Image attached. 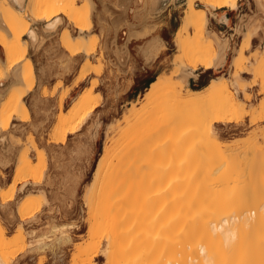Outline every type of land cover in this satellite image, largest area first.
<instances>
[{"label": "rangeland", "instance_id": "obj_1", "mask_svg": "<svg viewBox=\"0 0 264 264\" xmlns=\"http://www.w3.org/2000/svg\"><path fill=\"white\" fill-rule=\"evenodd\" d=\"M34 1L41 6L40 11H45L52 0ZM126 1L93 0L94 4L96 3V11L93 16H89L90 10L87 2L74 0L77 11L85 20L84 22H87L89 17L93 23L90 29L92 34L87 36L86 43L89 55L79 53L76 56H69V53L62 47L61 37L63 35L68 33L73 37L78 36L77 30L68 21H64L56 31L51 32L46 55L51 69L54 70L55 81L52 83V90L50 92L47 90V93L42 96L44 98L53 97L54 107L46 109V105L40 104L41 116L38 128L33 129V134L28 133L25 139L17 137L24 133V130L16 126V121H13L14 127L13 124L10 125L12 118L5 133L0 132V137L4 138H0L1 148L8 151H15L19 148L16 162L7 174L0 172V191H6L5 199L0 197V237L2 235L4 238L0 259L5 264H84L86 255L83 251L88 246H95L97 249L92 259L93 264H106L109 256L114 258V262L118 260L119 264H124L123 259L126 258L135 263L144 264L156 254L155 247L162 231L172 240H177L182 234L187 233L186 223L192 218V214L184 210V205L186 207L187 203L194 202V205L198 204L196 206L202 204L209 209L213 206L229 208L230 203L215 202L218 195L222 192L224 194V191L229 193L231 190L240 188V185L249 181L245 177L248 172L254 175L251 177L253 178L251 188L259 187L264 179V156L259 153V150L264 151V118L251 123L250 117H244L228 125L215 124L212 126V130L218 135L220 149L224 148L223 152L227 156L228 161H225V164L220 157L216 158V154L210 152L208 155L204 152L203 147L205 146L201 144L203 142L200 137L202 135H196L194 142L184 143L178 147L175 160H172V157L170 161L167 157L163 158L165 184L160 190L154 189L141 194L148 199L145 207L136 203L133 198H129L125 203L115 206L118 211L107 210L95 214L94 211L89 210L83 196L89 190V183L92 181L94 168L102 154L103 147L110 146L111 142L117 141L126 129L144 122L143 118L133 116L130 117L128 123L124 121L132 110L136 111L143 103L142 98L146 91L143 88L148 87V83L158 77H169L175 69H181L183 66L184 69L190 71L187 66L188 60L173 44L174 32L180 25L187 7V0H162L155 6L153 15L148 16L142 9V0L136 5L134 3L139 0H131L132 4L129 3L126 6L129 8L127 11H122L117 7L119 3L126 5ZM259 1L261 6L255 0H239L237 8L233 11L228 8L208 10V31L214 32L221 39L227 38L228 40V51L225 52L226 61L223 65L208 71H203L201 68L195 69L192 72L193 75L188 77L183 84L184 93L187 88L203 89L211 79L216 78L226 81L235 92L233 85L235 75L231 60L236 55V49L244 33L254 28H257V33L251 40L250 49L245 52L249 63L246 62L244 67L251 71L257 68L254 55L260 59L259 54L264 51V8H262L263 0ZM192 2L195 7H201L200 0H192ZM29 11L23 12L26 28L32 26L31 21L35 18V15ZM135 11H137V17H134ZM97 14L105 20L104 30L96 24ZM28 18L31 20L30 23H28ZM128 22L136 24L137 28L148 24L154 29L144 39L127 42ZM23 36L20 39H23ZM153 36L160 39L163 48H160L154 57L146 58L144 49ZM211 36L208 33L206 38L212 39ZM28 50L29 44L27 43L21 66L24 76L30 80L27 63ZM174 58H178L177 62H173ZM258 70V77H254L252 73H237L238 92L236 96L248 110L255 109L260 112L262 110L260 107L264 102V66L259 67ZM8 73L0 68V85L4 84V79H8ZM199 73L201 75L197 77ZM82 74L84 78L78 81ZM177 76L172 77L173 82H179ZM131 83H134V86L127 92L128 85ZM8 85L9 83L3 88L0 86V92L3 93V96H0V119L10 117L12 108H19L20 100L17 98L19 91L12 90L8 93ZM87 91L93 93L95 110L78 126L75 133L66 136L64 142H55L53 131L59 113L66 112L76 98L82 93H88ZM245 97L249 99L246 100ZM23 101L28 107L25 99ZM188 113L191 114V111L189 110ZM190 117H193V114ZM20 120L30 123V113L28 116L21 114ZM159 126L169 130V137L172 140L176 138L175 136L189 133L197 128L191 120L176 121L171 117L163 119ZM262 128L263 133L260 134L259 130ZM151 131L133 136V144L143 142ZM253 133L258 135L254 140L257 142H253V146L251 144L249 147L240 148L231 160L227 147L235 144L236 141L251 137ZM244 151L248 153L245 154ZM192 152L195 154H191ZM197 152L200 153L199 157ZM193 157H197L195 160L197 162L190 161ZM25 159L31 163V172L24 169ZM206 159L211 160L209 165L205 163ZM218 159L222 162H218ZM141 160V154H132L128 158V163L133 161V165L137 167L140 166ZM179 160L184 162L181 166L186 164L185 170L177 166ZM233 162H235V170L233 166H229ZM195 165L199 166L200 172H196ZM201 166L202 168L206 166L205 169L203 168L205 172ZM12 168L13 176L10 177ZM233 171L240 176H236L235 179L233 176L232 179L221 184L218 182V176L220 178L221 173L231 175ZM29 193L35 195L34 200L39 202L28 206L24 215L21 216L19 210L28 200L25 196ZM39 193L44 196L40 197ZM142 223L143 225H140ZM61 224L63 226L65 224L66 227H62ZM56 225L58 229L54 230L53 227ZM175 227H182L183 231L176 235L177 232H173ZM19 233L22 242L15 245ZM66 235L69 240L64 242L62 238ZM46 243L47 247L40 248ZM22 245L23 247L20 248ZM152 248L154 249L150 252L149 258L146 257L147 250ZM176 256L178 257L179 254Z\"/></svg>", "mask_w": 264, "mask_h": 264}, {"label": "bare ground", "instance_id": "obj_2", "mask_svg": "<svg viewBox=\"0 0 264 264\" xmlns=\"http://www.w3.org/2000/svg\"><path fill=\"white\" fill-rule=\"evenodd\" d=\"M85 1L89 5V16H93L96 11L93 0ZM142 1V9L144 12L146 11L148 16L153 15L152 12H155L153 11L154 8H156L155 6L162 0ZM238 1L239 0H200L201 7L199 8V6H194L192 0H187V7L182 15L180 25L174 32L173 44L188 60L187 66L190 71L184 69L183 66L181 69H175L169 77L156 78L144 92L142 98L143 103L138 109H136V111L132 110L129 115L124 118L126 123L129 122L131 116L143 118L144 122L126 129L121 133L120 138L117 141L111 142L110 146L103 147L102 154L97 160L94 168V173L91 178L92 181L89 183V190H86L87 194L85 192V195L83 196L90 211H94L95 214L107 210L118 211L115 206L119 203H125L129 198H133L136 203L142 204L145 207L148 199L145 196H141V194L154 189L160 190L164 186L165 169L162 167L164 162L163 158L167 157L170 161L172 157V160H175L178 147L181 144H188L193 141L194 137H197L196 135H202L200 137H202L201 142L203 143H200L205 146L203 147L205 148L204 152L208 155L210 152L216 154V158L220 157V160L222 159L225 164V161H228L226 160L227 156L223 152L224 148L220 149L218 135L212 130V126L215 124L228 125L230 123L238 122L244 117H250L251 123H255L264 118V102L260 107L262 110L257 112L258 110L255 109L248 110L244 106V103L236 96V93L238 92L237 73H252L254 77H258L259 67L264 66L263 51L259 54L260 59L257 58V55H254L257 61V68L251 71L246 70L244 67V64L248 62L245 52L250 49L251 40L257 33V28L244 33L243 39L239 47L236 49V55L233 56L231 60L233 73L235 75L233 79L235 92L229 87L228 83L222 81L221 78L211 79L208 85L203 89L194 90L187 88L185 93L183 92L184 82L188 77L193 75L192 72L195 71V69L201 68L203 70H210L214 67L223 65L226 61L225 52L228 48V40L227 38L221 39L214 32H212V34L208 31V10L212 11L228 8L233 11L237 8ZM255 1L260 5L259 0ZM129 3L132 4L131 0H127L126 5L119 3L117 7L122 11H127L129 8L126 6H128ZM140 3L141 1L139 0L134 4L136 5ZM262 3V8H264V0ZM16 7L23 9H17ZM76 7L74 0H52L51 4L47 6L45 11H40L41 6L37 2H33V0H1L0 45L4 50L6 60L5 73H8L14 67L21 64L22 57L26 52V42L20 38L23 35L28 36L30 40L29 42L32 44L38 40L35 30L31 27L26 28V22L23 19V12H27L28 10L35 15L32 22H45V29L48 32L56 31L57 28L63 24L64 20L68 21L77 30L78 36L73 37L68 33L63 35L61 37L62 47L68 51L70 56L79 53H82L85 56L89 55L90 52H87L86 50V43L88 41L87 36L89 37V35L92 34L90 29L93 27V23L89 17L87 22H84L85 20L77 11ZM27 8L28 10L26 11ZM136 15L137 11L134 12V17H137ZM95 20L99 28L104 30L105 20L101 18L99 14L96 15ZM224 21L227 22L226 20ZM127 26V42L132 38L147 36L154 29L152 25L148 24L137 28L136 24L128 22ZM208 33L212 35V39L206 38ZM151 38L152 39L146 44V58L154 57L158 54L160 48H163V44L158 37L153 36ZM177 60L178 58H174L173 62H177ZM27 63L30 80L24 76L23 70L15 68L16 70L13 71V77L16 81L28 80V82L26 88H21L12 83L9 85L8 93L12 90H18L19 93L17 98L20 102L19 108H12L13 111L11 112L10 117L7 116L0 119V132L2 133H5L7 130L11 118L14 119L16 115L21 116V114L28 116V110L22 101V97L25 95L26 90L33 87L34 76L32 74V63L30 60H27ZM178 72H180V74H178ZM175 75H178L177 78L179 79V82L172 81V77ZM83 78L84 74L79 76L78 81H81ZM44 92H46L45 89ZM87 92L88 93H82L78 96L66 112L59 113L53 131V140L55 142H64L66 136L75 133L78 126L95 110L96 104L94 103V96L92 97L93 93L91 91ZM0 96H2L1 92ZM245 99L248 100L249 98L245 97ZM189 110L191 111V114L188 113ZM192 114L193 117H190ZM170 117L176 119V121L191 120L197 128L191 130L189 133L175 136L176 138L172 140V138L169 137V130L165 127L159 126L163 119ZM10 125H12V123ZM14 126L15 125L13 124V127ZM149 130L152 131L143 142L133 144V136L141 135ZM259 132L262 134L263 128L260 129ZM256 134L257 133H253L251 137L243 141H236V143L234 142L235 144L227 147V151L230 153L228 156L231 158L235 157V155H237L235 152H238L240 148H246V146L249 147L251 144L253 146V144L257 142L254 141L258 136H256ZM254 147L256 146L254 145ZM198 153L199 152H197V155ZM243 153L247 154L248 152L246 153V151H244ZM259 153L264 156L263 149L259 150ZM132 154L142 155L140 166H134L133 161L128 163V158L132 156ZM191 154L194 155L195 152H192ZM199 156L200 153L198 157ZM204 157L206 158V155ZM196 158L197 157H193L190 161L197 162L195 161ZM220 160L218 159L217 161L219 162ZM231 160H233V158ZM180 161L181 160L177 163V166H181L184 163L183 161ZM210 161L211 160H207L205 163H208L209 165L211 163ZM235 162H237V160H235ZM235 162H233L234 164L229 163V166H233V170H235ZM181 167L182 170L187 166L184 164ZM205 167L203 168L205 169ZM198 168L199 166L195 169L197 170L196 172H200ZM24 169L31 172V163L26 159L24 160ZM177 169L180 170L179 167H177ZM210 173L212 172L210 171ZM221 174L220 178L218 176V182L220 184L224 181L226 182V180L232 179L233 176L234 179L236 176H240V174H235L234 171L231 175L225 173ZM245 177L247 180L252 181L243 183L239 186L240 188H237L234 191L231 190L229 193L228 191H224V194L222 192L221 195H218V198L215 199V202L218 204L224 202L230 203L231 206L229 208L213 206V208L209 209L202 204L196 206L198 204L194 205V202H191L193 204L187 203L186 207L184 205V210L192 214V218L186 223L188 228L187 233L182 234L177 240H172L170 236L162 231V233L159 234L160 237L157 242L158 244L155 247L156 254L144 264H174L176 262L177 264H264V179H262L259 187L251 188L250 185L253 183V178L251 177H254V175L248 172ZM5 193L6 191H0V197L3 200L6 197ZM39 195L41 197L43 194L41 195L39 193ZM34 196L35 195H31L30 193L26 194L25 197L28 198V200L19 210L21 216L24 215L25 209L28 206H31L34 203L36 204L38 201L34 200ZM40 197L35 198L41 199ZM252 198H254V200H252ZM140 225H143V223ZM64 226L62 225V227ZM157 227L160 228L161 231V227H159V225ZM53 228L54 230L58 229L57 225ZM182 231V227H175L173 232H177L176 235H178ZM62 239L65 242L69 240V237L66 235V237H63ZM3 241L4 238L1 235L0 253L3 249ZM21 242L22 237L19 233L14 244H21ZM45 246H48L47 243L43 244L40 248ZM22 247L23 245L20 248ZM153 249L154 248L147 250L145 256L149 258V254ZM83 253L86 255L84 264H93L92 259L97 253L96 247L88 246ZM176 254H179V256L177 257ZM123 261L124 264H138L127 258L123 259ZM119 263L118 260L114 262L112 256L107 257L106 264ZM0 264H5V262L0 259Z\"/></svg>", "mask_w": 264, "mask_h": 264}, {"label": "crops", "instance_id": "obj_3", "mask_svg": "<svg viewBox=\"0 0 264 264\" xmlns=\"http://www.w3.org/2000/svg\"><path fill=\"white\" fill-rule=\"evenodd\" d=\"M95 5H96V3H95ZM16 8L17 9H23V8H19V7H16ZM30 21L31 20L28 18V23H30ZM31 28L35 30V32L38 36L37 42L32 44L31 42H29L30 40H29L28 36H23V39H22L23 41H25L29 44L28 56H29L30 62L32 63V71H33V76H34L33 87L31 89L26 90L25 95L22 97V101L25 99V101L29 107V110H28V107L26 106V104L23 101V103L25 104V106L28 110V114L30 113V123L22 122L20 120L21 116H19V115H16V117L14 119H12V124H13V121H16V126H18L20 129L24 130V133L17 135V137H22L23 139H25V137L28 133L33 134L34 128H38V123L40 121V116H41L40 104L46 105V109H49L50 107H54L53 97L48 96L47 98H44L42 96V94L44 95L45 93H47V90L49 92L52 90V87H53L52 83L55 81L54 70L51 69L50 63H49V61L47 59V55H46V52L48 51V48H49L51 32L46 31V29H45L46 23L43 21L42 22L41 21L33 22ZM144 37L145 36L132 38L131 41H139L140 39H144ZM145 49H146V46H145ZM145 49H144V55L146 57ZM65 51H67V50L65 49ZM76 55H73V56H76ZM20 66H21V64H20ZM20 66H16L11 71H9L8 79H6V80L4 79V84L0 85L2 88L5 87L7 83H9V85L12 83L16 86H20L21 88L27 87L28 80H26V81L25 80H17L16 81L13 77L14 76V72H13L14 70H16L17 68H18V70L19 69L23 70L22 66L21 67ZM5 67H6V60H5L4 50H3L2 46L0 45V68L2 71H5ZM203 71H208V70H203ZM200 75H201V73L197 74V77H200ZM152 81H154V80H152ZM149 83L151 84L152 82L150 81ZM149 83H148V85H150ZM9 85H8L7 90L9 89ZM133 86H134V83L129 84L128 88H127V92H129L133 88ZM147 88L144 87L143 89H147ZM44 89L46 90V92H44ZM1 94L3 96V93H1ZM18 150H19V148L16 149L15 151H13V150L8 151V150L0 147V172H4V173L6 172V174H7V171L16 162V159L18 156ZM12 176H13V168H12V174L10 175V177H12Z\"/></svg>", "mask_w": 264, "mask_h": 264}, {"label": "trees", "instance_id": "obj_4", "mask_svg": "<svg viewBox=\"0 0 264 264\" xmlns=\"http://www.w3.org/2000/svg\"><path fill=\"white\" fill-rule=\"evenodd\" d=\"M151 82H153V81H151ZM150 84V83H149ZM149 86V85H148ZM147 88V87H146Z\"/></svg>", "mask_w": 264, "mask_h": 264}]
</instances>
